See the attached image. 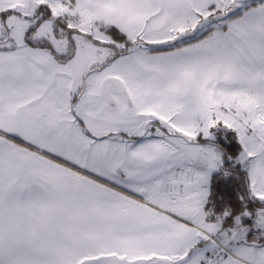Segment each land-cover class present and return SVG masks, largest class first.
<instances>
[{
	"label": "snow or ice",
	"instance_id": "obj_1",
	"mask_svg": "<svg viewBox=\"0 0 264 264\" xmlns=\"http://www.w3.org/2000/svg\"><path fill=\"white\" fill-rule=\"evenodd\" d=\"M0 264H264V0H0Z\"/></svg>",
	"mask_w": 264,
	"mask_h": 264
},
{
	"label": "trees",
	"instance_id": "obj_2",
	"mask_svg": "<svg viewBox=\"0 0 264 264\" xmlns=\"http://www.w3.org/2000/svg\"><path fill=\"white\" fill-rule=\"evenodd\" d=\"M214 135V143L218 144L221 148L231 152H237L239 150V145L234 139V134L231 133L229 130L223 129V127H219L217 129L212 130ZM215 175V173L213 174ZM216 185V190H222V185L219 181H214Z\"/></svg>",
	"mask_w": 264,
	"mask_h": 264
}]
</instances>
